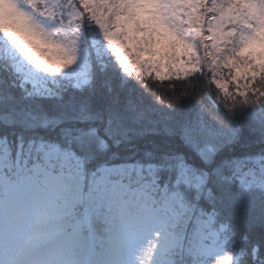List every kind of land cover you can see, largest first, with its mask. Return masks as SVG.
Returning <instances> with one entry per match:
<instances>
[{
  "label": "snow or ice",
  "instance_id": "obj_1",
  "mask_svg": "<svg viewBox=\"0 0 264 264\" xmlns=\"http://www.w3.org/2000/svg\"><path fill=\"white\" fill-rule=\"evenodd\" d=\"M0 264H264V0H0Z\"/></svg>",
  "mask_w": 264,
  "mask_h": 264
},
{
  "label": "trees",
  "instance_id": "obj_2",
  "mask_svg": "<svg viewBox=\"0 0 264 264\" xmlns=\"http://www.w3.org/2000/svg\"><path fill=\"white\" fill-rule=\"evenodd\" d=\"M149 83H155V81H149ZM166 85H167V82H164L163 86L166 87ZM177 87L180 88V87H182V85L178 83ZM202 87H203V82H201L199 85H197L196 91L199 92ZM213 93H214V89H213ZM167 99H168V97L165 96L164 97L165 102H167Z\"/></svg>",
  "mask_w": 264,
  "mask_h": 264
}]
</instances>
